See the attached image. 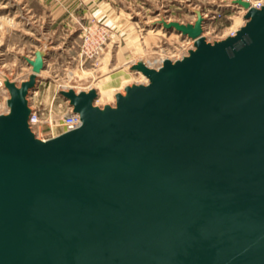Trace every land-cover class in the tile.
<instances>
[{
    "label": "water",
    "instance_id": "95a60500",
    "mask_svg": "<svg viewBox=\"0 0 264 264\" xmlns=\"http://www.w3.org/2000/svg\"><path fill=\"white\" fill-rule=\"evenodd\" d=\"M209 43L207 19L158 25L194 50L115 107L63 93L80 128L47 141L29 128L33 75L8 84L0 115V264H264V8Z\"/></svg>",
    "mask_w": 264,
    "mask_h": 264
},
{
    "label": "rangeland",
    "instance_id": "374dc122",
    "mask_svg": "<svg viewBox=\"0 0 264 264\" xmlns=\"http://www.w3.org/2000/svg\"><path fill=\"white\" fill-rule=\"evenodd\" d=\"M3 1L0 0V115L8 113L7 85L21 87L30 80L32 70L24 58L41 46L51 50L42 75L43 91L38 97L41 111L50 109L53 98L58 100L71 91L77 95L95 91L99 99L95 106L105 109L115 107L116 97L126 96L128 87L147 85L134 66L142 63L159 69L165 60L176 62L189 56V39L166 31L158 23L194 24L197 17L192 13L203 12L208 20L204 35L211 43L217 35L244 24V14L235 5L236 0H103L100 7L93 6L92 0H78L77 5L61 1L52 12L59 25L49 28V12L38 3L32 4L34 10H28L22 6L24 0H8V5ZM171 1L175 6L168 11ZM108 22L117 27L106 26ZM103 82L100 98L98 85ZM42 126L41 137L49 136L48 124Z\"/></svg>",
    "mask_w": 264,
    "mask_h": 264
},
{
    "label": "crops",
    "instance_id": "0c3cea01",
    "mask_svg": "<svg viewBox=\"0 0 264 264\" xmlns=\"http://www.w3.org/2000/svg\"><path fill=\"white\" fill-rule=\"evenodd\" d=\"M62 1V3L64 4H68V2L75 3V5H77L78 0H24V3L22 4L23 8L27 7L28 10H34V6L32 4L38 3V5L42 6L43 10L46 12H49L47 14L48 17V21H47V25L48 28L54 26L55 24H58V20H56V17L53 16L52 12L57 10V5ZM5 5H8V0L3 1ZM93 2V6H97L100 7L101 4L104 3L103 0H92ZM172 5H167V10L168 11H172V7L175 6V2L171 1ZM4 6V5H3ZM59 25V24H58ZM108 26V25H106ZM48 33V32H46ZM36 51H43V52H48L51 51L50 47L48 46H41L38 50H34L33 53L31 55H28V58H34V54ZM51 56V55H50ZM49 62V59H47L46 64ZM28 69L32 70L31 67L28 66ZM33 75V72L31 71V76ZM43 75V72L41 74V77ZM43 87H44V83L43 81H40L39 86L37 88V90L35 92H33L31 94V96L29 97L28 101L30 104V108L32 109H43L42 107V103L38 100L39 95L42 93L43 91ZM64 96L62 95V98L60 99H56L53 98V101L51 103L50 109L48 110L47 108H44L43 111V117L46 119H51L54 123H59L62 117V114H64L65 112L69 111L70 108V103L64 98ZM55 99V100H54ZM62 133V128L60 126H58L57 128L54 129V134H61Z\"/></svg>",
    "mask_w": 264,
    "mask_h": 264
},
{
    "label": "built area",
    "instance_id": "2783aa9c",
    "mask_svg": "<svg viewBox=\"0 0 264 264\" xmlns=\"http://www.w3.org/2000/svg\"><path fill=\"white\" fill-rule=\"evenodd\" d=\"M246 2H248L250 4V7L261 10L262 8H264V0H245ZM236 5V4H235ZM239 6V5H237ZM243 14H244V24L241 27H232L230 28L226 33H223L221 36L217 35V39L215 42H221L223 40H226L228 38L231 37H235L237 35V33L240 31V29L245 26L246 24V20H245V16L247 14V11L242 9ZM219 15V14H218ZM221 16L219 15V18ZM213 19H216V16L212 17ZM204 31H205V25H204ZM203 37H205V35L203 34ZM205 39L207 40V42L211 43L210 41H208V39L205 37ZM191 43V50H194V44L195 42L193 40H189ZM212 43V44H213ZM148 83V82H147ZM48 124V127L50 129V134L47 137H41L40 132L42 129V125L43 124ZM82 125V120L79 114L75 113L73 111V109H70L69 111L65 112L64 114H62L61 120L59 123H54L51 119H46L43 117V111H41L40 109H32L31 108V115L29 117V128L32 131V133L35 135L36 138H39L42 141H47L50 140L52 138H55L61 134L64 133H68L71 131H74L78 128H80ZM58 126H60L62 128V133L61 134H54V129L57 128Z\"/></svg>",
    "mask_w": 264,
    "mask_h": 264
},
{
    "label": "bare ground",
    "instance_id": "6f19581e",
    "mask_svg": "<svg viewBox=\"0 0 264 264\" xmlns=\"http://www.w3.org/2000/svg\"><path fill=\"white\" fill-rule=\"evenodd\" d=\"M248 1V0H247ZM249 2V1H248ZM233 4V3H232ZM234 7L233 5H228V7ZM241 7V6H240ZM241 9H244L243 7H241ZM112 23V24H111ZM110 24V26H116L117 27V24L116 23H114V22H108L107 23V25H109ZM163 55V54H162ZM149 67V66H148ZM139 76H141L142 78H144L145 79V81L146 82H148V80H147V78L140 72V74H139ZM81 79V78H80ZM4 80V79H3ZM5 82V81H4ZM7 82V81H6ZM105 82H103V83H101V84H99L98 85V91H99V96H100V98H101V96H102V86H103V84H104ZM99 100V99H98ZM101 100V99H100Z\"/></svg>",
    "mask_w": 264,
    "mask_h": 264
}]
</instances>
